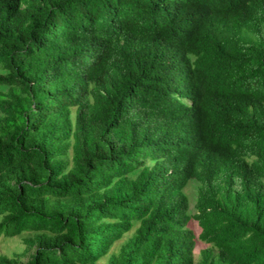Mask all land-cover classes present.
Instances as JSON below:
<instances>
[{"label":"trees","instance_id":"1","mask_svg":"<svg viewBox=\"0 0 264 264\" xmlns=\"http://www.w3.org/2000/svg\"><path fill=\"white\" fill-rule=\"evenodd\" d=\"M0 216V264H264V0H0Z\"/></svg>","mask_w":264,"mask_h":264},{"label":"rangeland","instance_id":"2","mask_svg":"<svg viewBox=\"0 0 264 264\" xmlns=\"http://www.w3.org/2000/svg\"><path fill=\"white\" fill-rule=\"evenodd\" d=\"M197 187H198V184L196 182H191L186 188V192L189 194L190 199H191V208H194V203H195L196 195H197ZM0 219H1V216H0ZM189 226L195 231L196 235L198 236L199 233L201 232V228L198 225V222L195 220H192L189 223ZM27 234L29 233L26 232L22 235H17L13 237L12 236L2 237L0 239V255L6 254V255L12 256L14 253L24 252L26 245H27L24 242V236H26ZM126 238L118 241L114 245L113 250L118 251L121 245L123 244V242L126 240ZM208 246L209 244L198 239L197 247L195 250L196 259H197V256H199L200 250ZM28 257H29V254L23 256V260L26 261ZM106 262H107V258L102 261V263H106Z\"/></svg>","mask_w":264,"mask_h":264}]
</instances>
